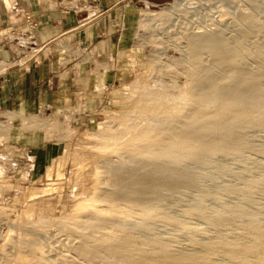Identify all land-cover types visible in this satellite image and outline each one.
Listing matches in <instances>:
<instances>
[{"label":"rangeland","instance_id":"1","mask_svg":"<svg viewBox=\"0 0 264 264\" xmlns=\"http://www.w3.org/2000/svg\"><path fill=\"white\" fill-rule=\"evenodd\" d=\"M109 1L111 0H107ZM120 2L117 12L113 14L108 12L106 20L102 21L99 41L107 40L102 45L95 44L86 48L85 78L81 77L80 68H75L74 78L73 75L61 76L58 69L62 72V68L67 67L66 62L54 64L52 74L57 76L51 75L53 79L46 81L40 94L36 92L37 95H30L25 104L18 105L15 109L0 110V264H90L88 259L83 256L81 258L73 249L77 243L82 244L84 241L82 236L85 229L78 224L84 222V219L78 218L72 223L57 220V208L51 213V217L55 214L51 221L47 219L41 221L38 216L34 220L21 219L22 189L25 191L33 187L37 189L38 195H42L41 188L49 182L45 172L55 158L67 156L63 163L65 171L70 172L72 156L80 150L79 142H87L93 132H100L98 138L104 141L106 135L99 129L102 126L115 132L119 131L123 127L121 125L123 121L118 115L121 112L124 114L121 109L124 110L127 106L119 102V99L132 94V91L143 82L151 89L161 91L163 97H166V102L172 101L171 107H177L180 103L185 105V101L181 102L179 97L187 94L192 86L197 68L196 57L200 54L205 65L211 62L208 54H198L194 49L192 40L196 35L218 32L233 38L243 28L249 27V22H252L253 26L255 22L264 26V0H120ZM11 6L7 8L1 4V8L7 12L11 11L14 14L19 12L18 0H14ZM18 22L16 18L14 23ZM257 31L258 29L252 28L244 44L251 45L257 40L261 41L264 33ZM11 50L12 57L16 58L18 57L16 53L20 50L21 54L25 55L27 51L33 54L35 49L14 47ZM65 51L61 49V54H65ZM58 53L56 49L52 54ZM123 114L121 113L122 116ZM133 115L135 119L130 115L128 120H131V123L126 122L134 128L135 125L148 127L154 120L160 119L148 118L144 123L143 119ZM246 134L253 148L264 145L263 129H252ZM216 157L207 156L201 160V164L196 160L185 163L190 170L194 169L195 172L202 174L197 176V181L211 194H216L220 198L219 201L207 199L205 203L210 204L215 210L243 203V193L240 190L244 188L247 180L264 176V157L253 149L246 150L242 159L239 158V154ZM215 162L219 163L218 165L216 163V166H220L218 168L220 170L215 167ZM227 169L239 173L240 176L221 173ZM58 181L64 183L63 186L72 188L66 178ZM230 186L238 191L228 193L227 188ZM17 190H20V197L19 193H16ZM191 190L180 191L166 198L162 202L165 203L164 211L179 220L201 227L202 232H182L175 226L163 227L156 224L151 232L153 234H149L172 236L177 241L179 249L182 248L184 251L198 250L201 245L211 244L221 238L238 237V232L232 225L227 230H215L203 219L190 215L187 212L188 207L198 196L197 192ZM59 192L62 194L59 198L64 201L59 204L66 202L69 204L67 200L70 197L66 196L62 189ZM24 201L30 202L28 204L32 202L29 198H24ZM246 207L261 211L260 218L264 222V192L255 195L254 205ZM85 210L87 214L93 213V207ZM113 215L110 214L111 217L108 218L112 219L113 216V219L116 217L123 224L139 226L140 218L137 216L130 218L123 213ZM104 216L107 217L109 214ZM235 217L239 223H247L243 217L237 215ZM25 220L30 221L26 223ZM105 224L102 225L104 229H98L100 234L110 232L113 225V223L109 225L108 222V225ZM87 230L86 233L90 232L92 235L98 231ZM137 231L141 235L146 234L141 228ZM192 234H195L200 245H193L190 242ZM241 238L249 241L252 234L244 233ZM213 258L216 262L233 264L227 252L217 253Z\"/></svg>","mask_w":264,"mask_h":264},{"label":"bare ground","instance_id":"2","mask_svg":"<svg viewBox=\"0 0 264 264\" xmlns=\"http://www.w3.org/2000/svg\"><path fill=\"white\" fill-rule=\"evenodd\" d=\"M0 1L9 8L14 0ZM249 23V27L243 28L233 38L218 32L199 34L193 38L196 52L208 54L211 62L205 65L200 54L196 57L197 68L192 86L187 94L179 97L187 105L177 102L179 106L171 107L172 101L166 102L161 91L151 89L144 82L136 90H131L132 94L121 97L119 102L127 105L124 110L121 109L124 114L127 113L125 116L117 110L123 114L118 115L122 118L123 127L115 132L102 126L99 129L106 135L104 141L98 138L100 132H93L87 142L77 143L80 150L72 156L70 172L65 171L63 163L67 156L55 158L45 172L48 181L55 183L44 184L42 195H38L33 187L25 191L22 189L21 219L34 220L38 216L41 221H51L55 215L51 217L54 208H57V220L62 222L84 219V222L78 223L85 229L84 241L77 243L73 249L90 264H106L108 261L109 264H223L213 258L220 252H227L233 264H264L261 211L246 207L254 205L255 195L264 192V176L246 181L240 190L243 203L215 210L205 201H219L220 198L197 181V176L202 174L185 166L189 160L201 164L207 156L239 154L242 159L243 153L250 149L264 157V145L253 148L246 134L252 129L264 131V36L254 44H244L252 28L264 33V26ZM130 115H137L144 123L148 118L160 119L154 120L153 124L149 122L151 125L148 127L135 125L134 128L129 124ZM216 163H219L215 162L218 169L220 166ZM221 173L240 176L228 169ZM63 178L72 188L58 181ZM61 189L70 197V201L67 200L69 204H59L64 202L59 198L62 196ZM190 189L198 196L195 194L197 198L187 212L203 219L215 230H227L232 225L238 237L221 238L199 246L198 250L184 251L179 249L172 236L150 235L156 224L175 226L182 232H202L201 227L164 211L165 203L162 202L166 198ZM237 191L233 186L227 188L228 193ZM24 198L32 200L31 204ZM88 207H93V213L87 214L85 209ZM114 213L139 217V226L123 224L116 217L113 219ZM110 214L112 219L108 218ZM236 215L246 219L247 223H239ZM26 220V223L30 221ZM107 222L113 223L111 229L106 227L110 232L100 234L98 229L105 223L108 225ZM139 228L147 235H141L137 231ZM86 229L87 232L89 229L98 231L96 234L93 231L95 235L88 232L90 236ZM244 233L252 234L251 240H242ZM190 242L200 245L195 234L190 236Z\"/></svg>","mask_w":264,"mask_h":264},{"label":"crops","instance_id":"3","mask_svg":"<svg viewBox=\"0 0 264 264\" xmlns=\"http://www.w3.org/2000/svg\"><path fill=\"white\" fill-rule=\"evenodd\" d=\"M18 2L19 12L14 14L1 8L0 1L1 111L15 109L25 104L30 95L40 94L46 81L57 76L52 74L54 64L66 62L67 67L62 68V72L58 69L61 76L73 75L74 78L75 68H80L81 77L85 78L86 48L102 45L107 40L99 41L102 21L106 20L108 12L116 13L121 4L120 0ZM16 18L18 23H14ZM14 47L35 50L25 55L20 50L15 58L11 55ZM56 49L59 53L53 55ZM61 49L66 50L65 54H61Z\"/></svg>","mask_w":264,"mask_h":264}]
</instances>
